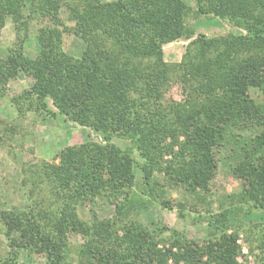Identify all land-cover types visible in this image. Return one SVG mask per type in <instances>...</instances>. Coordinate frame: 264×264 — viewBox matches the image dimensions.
I'll use <instances>...</instances> for the list:
<instances>
[{"label": "trees", "instance_id": "obj_1", "mask_svg": "<svg viewBox=\"0 0 264 264\" xmlns=\"http://www.w3.org/2000/svg\"><path fill=\"white\" fill-rule=\"evenodd\" d=\"M63 6L71 26L57 15ZM200 14L232 30L193 39L181 62L167 63L164 45L193 38L188 18ZM8 17L25 36L40 24L35 60L22 43L3 53L0 39V85L21 73L33 79L27 97L16 99L19 111L24 102L36 111L54 108L102 138L65 147L55 162L23 167V185L36 197L25 208L0 209L9 252L71 264L69 237L76 233L84 239L77 264H241L228 217L237 205L264 208V101L251 95L255 89L264 98V0H195L194 7L185 0H0V36ZM68 31L87 43L81 56L65 50ZM173 76L185 88L181 102L165 99ZM223 147L242 187L223 194L229 205L215 211ZM171 189L192 196L176 203L180 216L203 208L219 234L200 241L126 219L151 199L173 209ZM100 196L122 199L121 216L95 215L89 224L79 208ZM0 264L18 263L0 256Z\"/></svg>", "mask_w": 264, "mask_h": 264}, {"label": "rangeland", "instance_id": "obj_2", "mask_svg": "<svg viewBox=\"0 0 264 264\" xmlns=\"http://www.w3.org/2000/svg\"><path fill=\"white\" fill-rule=\"evenodd\" d=\"M185 2L193 7L195 5V0H185ZM67 13L68 9L63 6L57 15L71 26L73 23L67 20ZM52 20L50 18V21ZM47 22L48 18L44 20V23ZM188 22L196 30L193 38L183 37L178 41L164 45V60L169 64L182 61L187 47L193 39L200 36L215 37L232 30L227 21L213 14L192 15L188 18ZM38 26L40 24L33 23L25 36V31L20 32L13 19L8 17L0 36L3 53L6 54L9 48L22 43L28 58L33 60L39 58ZM60 28L62 27L60 26ZM235 31L241 32L237 29ZM64 48L74 56H81L87 49V43L68 31L64 34ZM32 83V78L21 73L6 85H0V209L25 208L29 201H33L36 197L28 196L30 188L23 185V167H28L29 163L55 162L59 152L67 146L102 140L98 132L67 120L54 108L41 112L30 109L24 102L22 111H19L16 99L24 100ZM184 89L179 78L173 76L164 94L165 99L183 101ZM251 95L257 101H264L260 91L252 89ZM115 141L123 145L121 139H115ZM126 143L128 144L129 141ZM229 154L228 147H223L217 153L219 167L213 182L214 204L212 205V209L215 211L220 209V205L226 207L229 205L228 202H223L221 197L223 194L238 192L242 187L241 181L231 172L232 160L229 159ZM137 173L139 176L140 172ZM167 196L174 201L173 209H166L157 199H151L147 208L131 210L126 219L140 221L150 228L166 225L170 229L184 233L188 238L200 241H206L213 235L219 234L218 228L211 226L205 218L203 219L202 216L206 213L203 208L199 209L202 213L187 209L184 216L179 215L176 203L185 198L190 199L192 196L182 195L178 189L169 190ZM122 201L120 199L113 202L112 198L100 196L93 203L87 201L82 204L79 212L89 224L93 223L95 215L101 220L119 219L121 215L117 208ZM235 208L237 211L229 215L227 224L228 232H237L239 236V244L242 248L238 257L239 262L241 264H264V208L255 207L253 204H241ZM170 232L167 230L165 235L168 237ZM69 241L71 247L69 261L71 264H77L79 250L84 239L81 235L73 233L70 235ZM0 256L11 257L18 264L22 262L45 264V259L41 254L29 251L9 252L8 241L1 223Z\"/></svg>", "mask_w": 264, "mask_h": 264}]
</instances>
